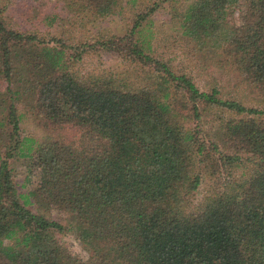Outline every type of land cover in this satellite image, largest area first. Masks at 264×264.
<instances>
[{
	"label": "trees",
	"instance_id": "obj_1",
	"mask_svg": "<svg viewBox=\"0 0 264 264\" xmlns=\"http://www.w3.org/2000/svg\"><path fill=\"white\" fill-rule=\"evenodd\" d=\"M120 2L58 0L61 13L40 19L47 34L7 23L0 8V264H264V109L199 88L198 74L162 59L153 7L105 36L98 22ZM171 19L199 72L264 90V0H189ZM94 48L127 66L79 72ZM26 115L40 139L20 134ZM16 159L22 186L38 177L24 194Z\"/></svg>",
	"mask_w": 264,
	"mask_h": 264
},
{
	"label": "rangeland",
	"instance_id": "obj_2",
	"mask_svg": "<svg viewBox=\"0 0 264 264\" xmlns=\"http://www.w3.org/2000/svg\"><path fill=\"white\" fill-rule=\"evenodd\" d=\"M189 0H135L132 5L126 0L120 2V11L118 15L106 16L98 22L105 36H119L124 34L130 27L133 15L137 11H147L153 7L154 10L148 15L150 21L149 29L155 34L156 53L164 60H168L176 69L189 72L194 75V82L199 88L207 89L208 85L217 86L219 92L224 97H234L242 102L245 106L264 109V90L253 89L251 86L240 82L234 75H223L219 70H208L199 72L192 61L183 53L185 47L174 41L176 37V23L171 19L173 7L180 9L185 6ZM0 8H4L1 12L5 21L10 24L18 25L21 29L29 31L37 30L39 34H47L40 28L42 20L46 13L60 14L61 10L58 6V0H0ZM237 12L234 11V18ZM41 21V22H40ZM144 23V22H143ZM32 24V25H31ZM71 31L70 25H65L64 29ZM83 29L71 31L80 34ZM82 36V35H79ZM78 36V37H79ZM127 66L124 58L117 57L115 54L105 50L94 48L84 54L82 59L77 63V69L81 73L97 72L101 70L118 71ZM132 66V65H130ZM20 134L22 136L41 138V131L32 120L30 115H26L20 122ZM12 173L17 192L26 193L27 189L38 182L36 171L31 170L28 174L29 181L21 185L26 169L20 159L11 162ZM210 184L207 180H203L193 195V200H198ZM31 200V199H29ZM33 208V204H27V207ZM50 217L60 219L64 222L62 215L58 209L53 208L50 211ZM56 239L74 256L84 259L86 250L77 244L71 234L66 231L55 232Z\"/></svg>",
	"mask_w": 264,
	"mask_h": 264
}]
</instances>
